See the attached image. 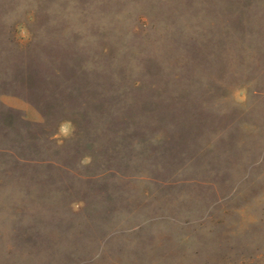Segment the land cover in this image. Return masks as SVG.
<instances>
[{
  "label": "rangeland",
  "instance_id": "rangeland-1",
  "mask_svg": "<svg viewBox=\"0 0 264 264\" xmlns=\"http://www.w3.org/2000/svg\"><path fill=\"white\" fill-rule=\"evenodd\" d=\"M6 1L10 20H32L16 36L39 107L106 117L113 134L162 118L184 137L167 175L179 183L124 221L8 206L0 264H264V139L251 128L264 0Z\"/></svg>",
  "mask_w": 264,
  "mask_h": 264
},
{
  "label": "crops",
  "instance_id": "crops-1",
  "mask_svg": "<svg viewBox=\"0 0 264 264\" xmlns=\"http://www.w3.org/2000/svg\"><path fill=\"white\" fill-rule=\"evenodd\" d=\"M9 9L0 0V215L8 206L41 204L65 206L83 220L124 221L137 208L149 211L150 201L168 198L179 183L168 179V167L177 161L170 156L181 149L184 130L169 131L167 120L139 116V127L113 134L106 117L94 127L79 112L39 107L28 95L33 73L27 43L16 36L23 24L31 34L32 20H10ZM251 95L261 101L251 128L263 140L264 89ZM6 222L0 216V228Z\"/></svg>",
  "mask_w": 264,
  "mask_h": 264
},
{
  "label": "trees",
  "instance_id": "trees-1",
  "mask_svg": "<svg viewBox=\"0 0 264 264\" xmlns=\"http://www.w3.org/2000/svg\"><path fill=\"white\" fill-rule=\"evenodd\" d=\"M105 50V48H103V50L102 51H104ZM58 72H61V70H59L58 69ZM137 82H135V83H133V84H136ZM35 254H39V253H32V255L34 256Z\"/></svg>",
  "mask_w": 264,
  "mask_h": 264
}]
</instances>
